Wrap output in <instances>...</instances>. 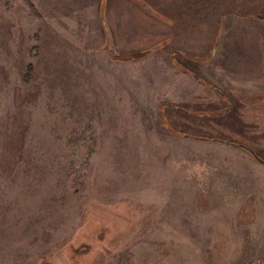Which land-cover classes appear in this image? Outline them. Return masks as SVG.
Wrapping results in <instances>:
<instances>
[{
    "label": "rangeland",
    "instance_id": "374dc122",
    "mask_svg": "<svg viewBox=\"0 0 264 264\" xmlns=\"http://www.w3.org/2000/svg\"><path fill=\"white\" fill-rule=\"evenodd\" d=\"M212 1L166 9L184 28L264 19V0ZM122 4L104 24L99 0H0V264H264V90L244 86L264 82V23L262 58L220 16L173 67L140 54L161 42L147 8L116 32Z\"/></svg>",
    "mask_w": 264,
    "mask_h": 264
},
{
    "label": "crops",
    "instance_id": "0c3cea01",
    "mask_svg": "<svg viewBox=\"0 0 264 264\" xmlns=\"http://www.w3.org/2000/svg\"><path fill=\"white\" fill-rule=\"evenodd\" d=\"M145 2H147L146 0H144ZM156 2H159L161 4V8L165 11L162 12L161 10H159L158 8H156L157 6H152L150 5L148 2V4L153 7L156 11H158L161 16L159 18H157L161 24V28H160V39H161V45H158L156 47L155 50L157 49H162L164 48V51L167 52L168 56H169V60L172 64V66L174 67V59L172 58L174 54H172L174 51L172 49L174 48V43L176 44H183V41H186V44H184L182 46L183 51L188 50L189 52H187V54H185V56H188L189 58H191V61H197L200 62V58H201V52H200V48H201V43H197L198 40L201 39H211V40H215L217 39L218 33H219V25L222 22H219L218 19H220V16H222L223 19H225L226 17H228V19H226L224 21L225 25H224V31H223V37H225L226 35H230V40H231V34H233V31H236L233 39H235V37L237 36L236 34H238L239 31V38L237 37V39H240V42L243 40H248V42L250 40H257V45L256 48L258 47V39H262L263 40V36H262V30H263V23H264V19H258V17H261V15L257 16V19H250V15L248 10H246V13H239V14H234V13H228L226 12V14L224 15V13H222L221 11H219V16L216 17V19H192L191 23L192 24V28H184V27H175L173 25V16L172 14L167 11L166 7H167V3H169L171 0H155ZM198 2H200V4L202 5V1L205 2V6H210L212 7V5H215L214 1L212 0H197ZM240 1V0H239ZM252 3L254 2H258L259 0H251ZM100 2L101 0H99V7H100ZM107 2L108 0H105V6H104V19H105V9L107 6ZM123 2V6L126 9V11L128 13H124L122 14V18H118V19H122L120 21L116 20V32L118 33H123V30L125 28H129L130 23L132 21H130V19L127 18V16H135L136 13H133L134 8H144V6H142L140 3H138L136 0H122ZM250 0H242V4H246L247 6L249 5ZM211 3H213L211 5ZM263 3V0L261 2V5ZM179 8V7H178ZM232 12H235V10H231ZM135 12V11H134ZM231 15V17H230ZM236 15V16H234ZM254 15V14H252ZM168 16L172 17V19H164V18H168ZM175 16V15H174ZM239 17H245V19H234V18H239ZM100 18V15H99ZM101 19V18H100ZM116 19V18H115ZM135 19V18H134ZM133 19V20H134ZM156 19V18H154ZM139 21V20H138ZM140 22V21H139ZM146 22V21H143ZM148 23V22H147ZM141 25V23H139V26ZM108 27V26H107ZM133 26H131L132 28ZM130 29V28H129ZM109 30V29H108ZM132 31V30H130ZM246 37V38H245ZM188 41H192L191 43H188ZM212 44H210L209 46H211ZM261 47L257 48L258 52V56H261V58L263 57L262 55V44L260 43ZM207 46L206 48H208L210 50V47ZM149 49V48H148ZM237 55L238 53H240V49H243V45L242 42L241 44L238 42V46H237ZM142 50V49H141ZM146 50V49H145ZM145 50L141 51L140 54H144L146 52H144ZM208 50V51H209ZM173 51V52H172ZM207 51V56L209 57V54ZM152 52V51H151ZM179 52V51H177ZM184 52H179L180 56H184L183 54ZM196 53V54H194ZM212 54V51H211ZM225 58V57H224ZM247 58H246V62H247ZM257 62L260 61V59H256ZM262 61V60H261ZM260 61V63H261ZM241 63H236L233 67H235L234 69H231L232 71H244L245 68L246 69H250L252 70V66L253 64L248 65V63L246 64L244 59H242L240 61ZM179 64V62H176ZM260 67L258 65V67L256 68V72L260 70V72H262V66H263V62L262 64H260ZM182 65V64H179ZM200 69V68H199ZM183 68L181 70H175L173 74H182V78H183V83L184 82H190L188 79L187 80V75H186V71H182ZM200 71V70H199ZM247 71V70H246ZM186 72V73H185ZM197 72V71H196ZM251 71H249L250 73ZM189 75V74H188ZM196 76V75H195ZM190 78V77H189ZM197 78V76H196ZM200 78V77H199ZM193 80L195 81V79H192L191 82H193ZM204 80V79H203ZM205 81V80H204ZM234 83V82H232ZM244 86L247 87V95L245 96H258V93H256V95H254L255 92H257L258 90H261V92H263L264 90V82L263 81H249L246 84H244ZM230 87H232L230 85ZM252 87V88H250ZM256 89V90H253ZM230 94L233 93L232 90H228ZM217 94H219V91L216 92ZM220 95V94H219Z\"/></svg>",
    "mask_w": 264,
    "mask_h": 264
},
{
    "label": "water",
    "instance_id": "95a60500",
    "mask_svg": "<svg viewBox=\"0 0 264 264\" xmlns=\"http://www.w3.org/2000/svg\"><path fill=\"white\" fill-rule=\"evenodd\" d=\"M136 1L138 3H140L142 6H144L145 8H147L150 12H152L156 16H159V17L161 16V14L158 11H156L153 7H151L144 0H136ZM104 6H105V0H101L100 7H99V15H100L101 20L104 22V24H106V21L104 19ZM105 31H106V34H105L104 43H105V45H109L110 50L116 55L117 53H116V51L114 49V46H113V44H112V42L110 40L109 31H108V27L107 26H105ZM158 45H161V43H159ZM158 45H155L153 47H157Z\"/></svg>",
    "mask_w": 264,
    "mask_h": 264
},
{
    "label": "trees",
    "instance_id": "16d2710c",
    "mask_svg": "<svg viewBox=\"0 0 264 264\" xmlns=\"http://www.w3.org/2000/svg\"><path fill=\"white\" fill-rule=\"evenodd\" d=\"M156 49V47H151L150 49H146L144 52H148V51H153V50H155Z\"/></svg>",
    "mask_w": 264,
    "mask_h": 264
}]
</instances>
